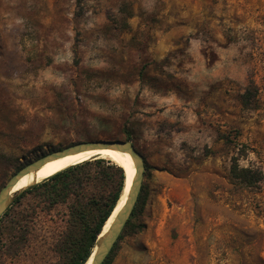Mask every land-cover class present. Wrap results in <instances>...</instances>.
Masks as SVG:
<instances>
[{"label":"rangeland","instance_id":"374dc122","mask_svg":"<svg viewBox=\"0 0 264 264\" xmlns=\"http://www.w3.org/2000/svg\"><path fill=\"white\" fill-rule=\"evenodd\" d=\"M50 89L71 97L69 127L2 121ZM0 95V188L57 147L130 134L147 164L144 228L111 264H264V180L257 194L229 177L240 143V164L264 174V0H0ZM11 214L28 215L26 238L8 253L4 216L0 264H62L65 204L28 195Z\"/></svg>","mask_w":264,"mask_h":264},{"label":"trees","instance_id":"16d2710c","mask_svg":"<svg viewBox=\"0 0 264 264\" xmlns=\"http://www.w3.org/2000/svg\"><path fill=\"white\" fill-rule=\"evenodd\" d=\"M256 93L255 84L250 82L241 95L242 104L249 107L252 99L256 98ZM6 98L12 100L10 95H7ZM70 98V96H64L52 89L47 90L43 96L26 95L23 99L32 105L31 108H23L10 112V114H2L1 119L5 122H12L15 125L27 126L36 124V128L40 131L45 128L60 131L70 125V120L65 116L68 105L64 104H69L70 102L65 100ZM12 138H9V140L12 141ZM221 138L228 144L235 143L228 135L221 134ZM125 140H130L128 132L125 134ZM237 145H239L238 151L236 155L231 157L229 164V177L233 187L237 189L246 188L260 194L264 180L263 171L255 166H242L239 161L247 155L249 148L243 143ZM64 147L66 146L57 147L54 150ZM27 163L28 161L22 162L15 170L17 171ZM146 168L147 164L145 161V170ZM124 183L125 173L121 166L100 158L87 160L59 171L20 192L0 217V221L4 216L12 215V208L19 205L21 200L28 195L36 197L47 208L65 204L67 206L68 220L58 245V253L62 258V264H85L92 253L97 237L102 232L107 219L120 198ZM146 199L147 190L142 184L130 217L111 251L101 264L112 263L118 243L125 235L138 233L144 228V224L137 220V216L142 212ZM254 208L257 213L262 212L264 209L260 210L259 200L255 203ZM16 216L14 218L12 215L10 218L14 219L10 220L11 227L9 230L11 234L9 238L10 244L7 247L8 253L17 251L26 238L28 215L18 214Z\"/></svg>","mask_w":264,"mask_h":264},{"label":"water","instance_id":"95a60500","mask_svg":"<svg viewBox=\"0 0 264 264\" xmlns=\"http://www.w3.org/2000/svg\"><path fill=\"white\" fill-rule=\"evenodd\" d=\"M101 148H110L112 150H118V151L130 154V156L132 157L133 163H134V167H135V174L131 181L129 190L126 194L124 204L122 205L120 210L117 212L116 216L114 217L108 229L105 232H103L102 230L100 235L97 237L95 246L92 250L91 255L88 258V260L91 258V261L89 264H101L106 258V256L109 254V252L111 251L114 243L117 241L128 218L130 217L132 210L135 206V203L138 199V195L140 193L141 186H142L143 176L145 172V158L143 154L129 140L96 139V140L81 141V142H77L69 146H66L64 148L48 152L36 158L35 160L28 162L23 167H21L16 172H14L0 188V217L3 215L5 210L9 207V205L13 202L16 196L20 192L26 189L25 188V189L16 190V191L13 190L15 185L24 175L30 173L31 171L38 170L40 167H42L45 163L49 161L56 160L64 156L73 155V154H77L80 152H85V151L93 150V149H101ZM125 180H126V177H125ZM124 188H125V183H124L122 193L124 191ZM88 260L85 262V264L88 262Z\"/></svg>","mask_w":264,"mask_h":264},{"label":"bare ground","instance_id":"6f19581e","mask_svg":"<svg viewBox=\"0 0 264 264\" xmlns=\"http://www.w3.org/2000/svg\"><path fill=\"white\" fill-rule=\"evenodd\" d=\"M94 158L105 159L111 161L119 166H121L125 171V188L124 191L109 219L106 221L103 232H105L108 227L110 226L111 222L113 221L114 217L116 216L117 212L120 210L122 205L124 204L126 194L129 190L131 181L135 174V167L130 154L121 152L118 150H112L110 148H101V149H93L88 150L85 152H80L73 155L64 156L62 158L49 161L45 163L42 167H40L36 171H31L30 173L24 175L18 183L15 185L13 190H21L25 189L28 186L41 182L49 178L50 176L54 175L55 173L62 171L72 165H77L87 160H91ZM91 258L88 260L86 264H89Z\"/></svg>","mask_w":264,"mask_h":264}]
</instances>
